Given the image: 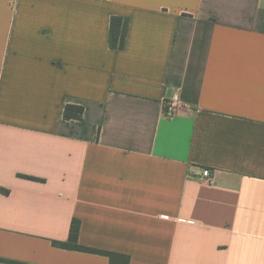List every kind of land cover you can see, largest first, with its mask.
Segmentation results:
<instances>
[{"label": "crops", "instance_id": "1", "mask_svg": "<svg viewBox=\"0 0 264 264\" xmlns=\"http://www.w3.org/2000/svg\"><path fill=\"white\" fill-rule=\"evenodd\" d=\"M73 220L128 264H264V0H0V264H109L53 245Z\"/></svg>", "mask_w": 264, "mask_h": 264}, {"label": "trees", "instance_id": "2", "mask_svg": "<svg viewBox=\"0 0 264 264\" xmlns=\"http://www.w3.org/2000/svg\"><path fill=\"white\" fill-rule=\"evenodd\" d=\"M128 20L119 17H112L110 21L109 46L111 49L122 50L125 45ZM84 109L82 106L66 105L63 111L65 120H81ZM79 221L73 220L69 230L67 242H53V245L62 249L75 250L93 254L103 255L109 258V264H128V257L99 251L95 249L85 248L78 245Z\"/></svg>", "mask_w": 264, "mask_h": 264}, {"label": "built area", "instance_id": "3", "mask_svg": "<svg viewBox=\"0 0 264 264\" xmlns=\"http://www.w3.org/2000/svg\"><path fill=\"white\" fill-rule=\"evenodd\" d=\"M182 107H183V103L178 97V95H172L164 102V111L168 116L176 115ZM201 179L204 182L211 181V175L209 170L207 169L203 170Z\"/></svg>", "mask_w": 264, "mask_h": 264}]
</instances>
